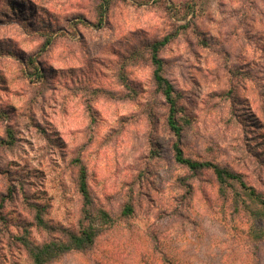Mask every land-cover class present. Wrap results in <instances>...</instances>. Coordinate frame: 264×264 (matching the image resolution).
<instances>
[{"label": "rangeland", "instance_id": "rangeland-1", "mask_svg": "<svg viewBox=\"0 0 264 264\" xmlns=\"http://www.w3.org/2000/svg\"><path fill=\"white\" fill-rule=\"evenodd\" d=\"M185 1L111 0L97 25L100 0H0V137L14 135L0 146V264H32L22 237L79 229L81 164L114 223L46 264H264V239L250 238L234 191L175 162L147 51L171 36L159 55L180 94L184 155L264 194V0H190L188 13Z\"/></svg>", "mask_w": 264, "mask_h": 264}, {"label": "trees", "instance_id": "trees-1", "mask_svg": "<svg viewBox=\"0 0 264 264\" xmlns=\"http://www.w3.org/2000/svg\"><path fill=\"white\" fill-rule=\"evenodd\" d=\"M110 4L111 0H100L97 8V25L102 24L103 17L109 10ZM170 4L173 5L172 2H170ZM179 5L185 8V12L188 13L190 10H193L194 1L188 0L180 3ZM80 23L83 22L80 21ZM182 27H187V25ZM170 39V35H165L161 39L152 41L147 45V51L149 53L150 63L153 67L152 78L154 84L161 92L168 108L166 115L167 128L176 136V141L172 144L174 160L176 163L193 172L210 169L215 176L217 184L219 185L218 191L222 195H226L227 190L234 191V198L232 200L234 210L239 212L240 208H245L247 211H250L251 220L249 218L246 220L249 236L252 240L261 241L264 239V194L258 192L252 185L247 184L242 173L234 171L231 168L223 166L217 162L195 160L185 156L183 153L179 144L182 132L180 120L182 118L181 116H183H179L180 113H183V107L179 104L180 94L175 90L169 79L163 74L165 61L159 55L160 50L170 41ZM51 41V36L46 37L43 47L49 45ZM29 64L33 66L35 71L34 74L41 78V68L34 63L33 59H30ZM13 143V131L11 128L6 127V137H0V146H9ZM77 188L82 197V216L79 221V229L76 232L63 229L62 231L65 233L64 238L53 237L40 244L32 243L23 237L21 238L22 244L25 246L32 264H46L57 259L66 252L72 250H85L92 246L95 238L103 230L105 225H111L114 223L115 219L109 212L95 206L88 189L86 168L82 164L79 167ZM242 195L249 199L247 204L240 200ZM32 207L35 211L34 218L36 224L43 229H52V227L43 219V206L32 204ZM132 213V205L128 203L125 204L121 214L123 216H129ZM161 260L167 263L170 261L168 257H164Z\"/></svg>", "mask_w": 264, "mask_h": 264}]
</instances>
